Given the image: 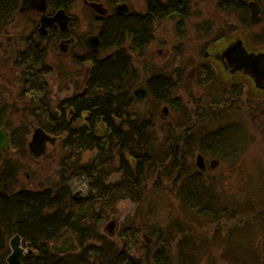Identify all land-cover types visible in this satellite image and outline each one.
<instances>
[{
    "label": "trees",
    "instance_id": "1",
    "mask_svg": "<svg viewBox=\"0 0 264 264\" xmlns=\"http://www.w3.org/2000/svg\"><path fill=\"white\" fill-rule=\"evenodd\" d=\"M74 1L51 0V5L54 10L57 7L71 10ZM191 1L148 0L149 13L145 16L114 13L102 19V48L116 50L104 57L91 55L92 69L85 86L61 100L56 109L46 79L52 73L47 45L24 41L16 63L31 95L30 115L46 131L66 136L62 139L64 154L57 178L40 188L24 186L21 161L0 149V264H8L9 241L15 235L29 247L23 264H151L152 258L159 264H172L171 243L175 237L170 236L172 226L169 232L164 228L153 231L158 234V247L152 251L145 243V257L134 252L140 244L139 227L132 224L125 235L121 234V241L101 229L119 201L131 199L141 205L147 200L148 191L165 188L168 181L173 184L180 205L186 209L184 225L178 232L193 230L191 223L198 219L202 224L219 226L224 224L223 220L238 217L240 213L235 208L231 210L233 215H229L227 204L217 196L218 183L208 181L206 172L194 160L197 153H202L227 164L230 159L236 161L242 153V148L234 145L238 139L233 142L231 126L213 129L211 125V128L201 126L202 121L198 120L205 114L208 116L212 106L227 104V99L208 96L212 101H207V105L198 102L199 108L191 113L179 96L175 82L164 75H155L147 80L151 107L139 109L134 103L132 90L139 73L125 44L129 41L135 49L140 42L150 40L155 21L187 17ZM19 4L20 0H0V36L15 21ZM218 7L228 16L231 10L237 15L245 12L243 5H233L230 0H219ZM160 104H168L182 119L172 122L171 116L160 112ZM3 108L0 107V125L9 128L12 148L27 154L26 127L15 125L11 114ZM101 123L106 126L104 132L97 130ZM93 150L96 155L84 161V153ZM118 173L120 176L116 178ZM79 181L86 183L85 194L75 191ZM249 203L256 209L250 221L264 225V203L260 206ZM147 204L153 208L150 202ZM66 234L75 237L77 250L55 251L52 243ZM195 245L188 238L179 242L177 264L198 263L196 258L201 250ZM251 246L234 254L227 253L225 258L230 264H240L246 257L263 261L261 249Z\"/></svg>",
    "mask_w": 264,
    "mask_h": 264
},
{
    "label": "rangeland",
    "instance_id": "2",
    "mask_svg": "<svg viewBox=\"0 0 264 264\" xmlns=\"http://www.w3.org/2000/svg\"><path fill=\"white\" fill-rule=\"evenodd\" d=\"M127 2L135 12L146 11L147 0H128ZM217 3L218 0H192L189 16L180 27L177 26L176 18L164 19L156 23L153 39L146 48L132 53L133 62L139 73V83L133 87V92L142 85H146V80L154 72L167 71L175 74L174 70L177 67H185L184 76L187 81L181 85V88H178V94L183 98V103L189 107V111L194 113V110L199 108L198 102L206 104L207 101L208 103L212 101V98L205 95L207 88L204 89L199 85L198 74L196 77V68L201 67L202 64H212L218 77L220 76L219 78L228 81V83H230L229 81L231 83L233 81L246 83L241 75L230 79V75L221 67L220 61L211 56H205L206 52L213 53L216 50H224L229 43L245 34L242 23L234 22L235 19L231 17L227 18V13L219 9ZM71 14L75 15L76 18L71 26L70 34L74 36L76 42L70 51L66 52L60 47L59 38L56 39V42L48 38L44 40L48 47V62L53 69L46 79L51 89L50 99L55 109L61 100L84 86L89 70V64L84 62L85 56L83 55L88 54L84 40L89 35L98 33L100 28L95 13L84 4V0H77ZM31 21L27 15L18 13L13 24L0 36V107H4L3 109L8 115L11 114L10 117L14 120L15 125L23 124L26 127L25 130L22 129L26 132L25 137L28 141L26 145L27 154H21L14 149H11L10 154L14 159L21 161L22 184L28 188H40L48 181L57 178L60 159L64 154L62 139L65 138L66 134L55 135L44 129L52 139L46 143V151L36 156L30 150L29 144L33 139L35 130L39 127L43 129V127L35 117L30 115L28 107L32 99L28 90L26 91V84L21 80L16 59L19 51L23 49L24 36L34 26L33 21ZM203 21L212 22L210 26H202ZM204 28L208 29L205 30ZM232 28L234 29L232 30ZM257 30V28L252 29L251 32L254 33ZM222 31L223 33H221ZM218 35L225 36L214 42L213 39ZM113 50L114 48L98 51L97 56H104ZM215 86L218 85L215 84ZM245 86L244 96H251V105L258 107L257 103L260 101L262 91L250 82H247ZM208 91H211L210 88ZM235 97L237 96L234 95ZM235 103L234 107L233 104L226 103L212 106L213 109L209 115L205 114L203 118L200 117L198 120L202 121L201 126L208 125L210 127L211 125L213 129L225 127V125H240L241 134L247 137L246 146L236 161L230 159L227 164L219 163L216 167H212L210 164L215 158L206 156L207 169L205 172L208 181L212 180L218 183L217 196L225 205L227 204L229 215H233L231 210L235 208L240 213L238 217L223 220L224 224L219 226L210 223L202 224L201 220L198 219L191 223L193 230H187L184 233L178 232L184 225L182 219L185 217L184 211L186 209L184 210L180 205L174 186L168 181L165 188L148 191L147 200L141 205L131 199L119 201L115 212L102 223V231L121 241V234L125 235L132 224L139 227L140 244L137 250L134 249V252L137 256L145 257V243L151 247L152 251L158 247V234L153 231H160L162 228L168 230L167 232L172 230L170 236L173 238L175 235L171 243L172 264H177L179 261L177 257L178 244L184 238L195 241V247L200 248L201 253L196 255L197 264H230V261L225 258L226 255L234 254L241 249H250L253 247L251 244H254L257 249H261L264 254V225L250 221L252 215L256 213V209L254 210L249 203L251 202L256 206L264 203V133L258 129L252 120L259 109L249 113L248 109H238V103ZM151 104L150 100L149 102L148 100L143 101L138 103L137 108L148 109ZM165 107L168 108L167 113L164 111ZM159 108L160 112L164 111L165 115L171 116L172 122H179L182 119V115L174 112L168 104H160ZM202 108H206V106ZM70 112L73 114V110ZM215 115L219 117L216 118ZM105 128L106 126L101 123L97 130L104 132ZM234 135L236 139L240 135L239 131L234 129ZM197 154L194 158L195 161ZM95 155L96 150L87 151L83 155V160L88 161ZM119 176L120 173L115 175L116 178ZM153 181H151V185L155 183ZM75 191L79 194H85L86 183L83 181L76 182ZM148 202L153 206L152 209L148 207ZM113 221L116 223L113 233H111V229L107 226ZM170 228L171 230H169ZM68 238H73L74 246L77 248V242L72 234H66L59 241L53 242L52 247L54 245L69 246L74 244L67 240ZM63 241L65 243H62ZM21 244L28 252L29 247L23 245V242ZM243 260L242 262L240 260V264H264V260L256 261L250 257ZM151 264L159 263L152 258Z\"/></svg>",
    "mask_w": 264,
    "mask_h": 264
},
{
    "label": "flooded vegetation",
    "instance_id": "3",
    "mask_svg": "<svg viewBox=\"0 0 264 264\" xmlns=\"http://www.w3.org/2000/svg\"><path fill=\"white\" fill-rule=\"evenodd\" d=\"M99 1H104V2H99ZM127 1L128 0H119L116 2H112L110 0H84V4L86 6H88L89 8H91V10L95 13V18H96L97 22L100 24V28H101V25H102L101 20L108 17V16L113 15L114 13H118L121 16L128 15V14L129 15H135V16H139V15L145 16L147 13H149V2H148V0H147V4H146L147 8H146L145 12L133 11L131 6L128 4ZM161 1L166 2V0H161ZM230 1L232 2L233 5L238 3V4H241L245 7V12L243 15H240V14L237 15L235 10H233V11L231 10V15L227 16V18L231 17V18L235 19L234 22H236V21L241 22L242 28H245L244 29L245 34L243 33L244 34L243 37H238V38H236V40H233L231 43H229L227 45V47H225L224 50H222V51L216 50L213 53L206 52L205 56L206 57L211 56V57L215 58L217 61H220L221 62L220 65H222L221 67H223V70L230 75V77H231L230 79H232V77H235V76L240 77V75H241L244 77V81H246V83H244V82L242 83L240 81L239 82L233 81L232 83H231V81H229L230 83H228V81H225L224 79L219 78L220 76L218 77L216 69L214 68V66L212 64L211 65L202 64L201 67L196 68V70H197L196 77L198 74L199 85H201L204 89L207 88V92H205L206 96L212 95V96L221 97L222 99H227V104H229V105L233 104V107L236 104L235 102H237L238 103V107H237L238 109L239 108L242 110L248 109L249 113L252 110L259 109V112L256 113L252 117V120H253L254 124L258 127V129L262 130V132L264 133V0H230ZM218 2H219V0H218ZM43 3H45V8H41ZM76 3H77V0L74 1L73 8H75ZM90 3L102 4L104 13H100L97 10H95L90 5ZM104 3L108 4L109 6H106ZM191 4H192V1H191ZM123 5H127V8L123 9L122 8ZM217 7H218V3H217ZM111 8H112V10H111ZM61 9H63L66 12V14L70 17V20L66 22V25L64 24V21L63 22L53 21L52 23L44 24V27H43L42 17L43 16L53 17ZM71 10H67L66 8H63V7H57V9L54 10L52 8V5H51V0H20L19 10H18L19 14L27 15L28 19L32 20L33 25H34L30 29L29 33H26V35L24 36V41H27L29 39V40H32L33 42H35L36 45H39V41L42 44L47 45L46 43H44V40H46L47 38L49 40L55 41V42H56V39L59 38V40L61 42L60 47H62L63 50L66 52L70 51V48L76 42V40L74 39V36H72L70 34L71 29H72L71 26L74 23L75 18H76L75 15L71 14ZM39 14H40V21H39ZM187 17L183 18V17L177 16V17H171V18L172 19L176 18L177 19V21H176L177 26L180 27L185 23V20ZM169 18L170 17L165 18V19H169ZM162 20H164V19H162ZM157 22H160V21H157ZM157 22L155 21L153 23L152 37L150 38V40L148 39V40H145L144 42H140V45L136 46L135 49L132 47L131 43L129 41H127V43L125 44L124 47L130 52L131 55L134 51L143 50L144 48H146V46L149 44V42L153 39L154 31H155V25ZM211 22L212 21H203L201 23V25L202 26H210ZM100 28L98 30V33H95L93 35H89L84 40V45L87 48V53H88L87 55H83V56H85L84 62L89 64L88 75L86 77L85 83L88 80L90 71L92 69L91 60L89 59V58H91V55L97 56L98 51L108 50V49L102 48V44L104 43V40H103ZM208 28H204V29L207 30ZM256 28L258 30L255 31L254 33H252L251 30L256 29ZM233 29L234 28H232V30ZM221 33H223V31ZM93 36L99 37V44H98L99 46L97 48L92 47L91 38ZM224 36L225 35H218L213 40H214V42H217V41L221 40ZM239 42L242 43V46L244 47V50L247 52L248 55H252V57L254 59L260 60V64L258 65L260 68L258 67V69H255L251 66V64L243 63L241 60H237L236 57L228 55V50H231L232 47ZM78 44L80 45V43H78ZM22 46H23V44H22ZM23 48H24V46H23ZM115 50H116V48H114V50L112 52H110L104 56H108V55L112 54ZM104 56H98V57H104ZM257 56H260V57H257ZM47 58H48V54H47ZM16 62H17V59H16ZM134 67L138 71V68L135 64H134ZM184 70H185V67L179 66L174 70L175 74L172 72L160 71V72H154L150 77L155 76V75H164L167 79L175 82L177 88H181L182 87L181 85H184V82L187 81L185 76H184ZM52 71H53V69H52ZM212 72H213V74H212ZM210 77H212L213 79L211 81H207L208 79H210ZM147 80L145 83L146 85H142L141 87H139L134 92L132 90L133 96H134V103H135L136 107H137L138 103H141V102L147 101V100L149 102V100L151 99L150 98L151 92H150L149 86L147 84ZM247 82L248 83L250 82L256 88H258L259 90L262 91L261 97L259 99L260 101H258V103H257L258 107L251 105V102H252V100L250 98L251 96L250 97L244 96L245 95L244 89L246 87L245 85H247ZM137 83H139V82H136L133 86L135 87V85ZM215 84L218 86H215ZM186 85H188V84H186ZM84 86H85V84H84ZM209 88L211 91H208ZM75 92H77V91H75ZM75 92L73 94H75ZM72 95H70L69 97H71ZM234 95H236L237 97L234 98ZM231 100H234V101L232 102ZM182 101H183V98H182ZM165 108H167V107H165ZM73 113H74V109H73ZM230 126L233 129L239 131L240 135L237 136V138H236V139H238V141H236L234 143V145L239 146V148H242V151H243L245 146H246L245 140H247L246 139L247 137H245L241 134L242 129L239 128L240 125L234 124V126L233 125H230ZM9 137H10V130H9ZM234 139H235V135L233 137V142L236 140V139L235 140ZM10 146L11 147L9 150L5 151L2 148H1V150L4 153H10L11 149H13L11 143H10ZM215 160H217V159H215ZM217 161H219V160H217ZM205 162L207 163L206 157H205ZM195 164H196V161H195ZM206 169H207V164H206ZM203 171H205V170H203Z\"/></svg>",
    "mask_w": 264,
    "mask_h": 264
},
{
    "label": "water",
    "instance_id": "4",
    "mask_svg": "<svg viewBox=\"0 0 264 264\" xmlns=\"http://www.w3.org/2000/svg\"><path fill=\"white\" fill-rule=\"evenodd\" d=\"M90 5L97 10L100 13H104L102 4L99 3H90ZM41 8H45V3H43ZM123 9L127 8V5L122 6ZM43 27L46 23H52L53 21L63 22L66 25V22L70 20V17L66 14V12L61 9L59 10L53 17L49 16H43ZM92 47L97 48L99 45V37L93 36L91 38ZM228 55L236 57L237 60H241L243 63H249L251 66L255 69H258V65L260 64L259 59H254L252 55H248L247 52L244 50V47L242 46V43L239 42L235 44L231 50H228ZM260 57V56H257ZM260 68V67H259ZM164 111L167 113V108H164ZM52 140L50 136L44 131L42 128H37L35 130V133L33 135V139L30 142V150L33 154L36 156H39L40 154H43L46 150V143L48 141ZM0 148L3 150H9L10 149V137H9V131L6 126L0 127ZM219 164V161L213 160L211 162L212 167H216ZM196 166L200 170H206V162H205V156L202 153H198L196 156ZM115 221L111 222L107 227L111 229V233H113V228L115 225ZM67 240H70L72 243L73 238H68ZM22 240L19 235H15L11 241L10 245L12 248L11 254L8 256V263L9 264H23V260L26 256V251L22 246ZM63 243H65L63 241ZM75 244L69 245V246H58L54 245V249L59 252H66L69 250H74L76 248L74 246Z\"/></svg>",
    "mask_w": 264,
    "mask_h": 264
}]
</instances>
